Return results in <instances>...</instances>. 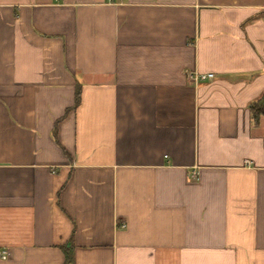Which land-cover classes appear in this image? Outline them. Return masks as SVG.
Listing matches in <instances>:
<instances>
[{
    "label": "crops",
    "instance_id": "crops-1",
    "mask_svg": "<svg viewBox=\"0 0 264 264\" xmlns=\"http://www.w3.org/2000/svg\"><path fill=\"white\" fill-rule=\"evenodd\" d=\"M263 96L264 0H0V264H264Z\"/></svg>",
    "mask_w": 264,
    "mask_h": 264
},
{
    "label": "trees",
    "instance_id": "trees-1",
    "mask_svg": "<svg viewBox=\"0 0 264 264\" xmlns=\"http://www.w3.org/2000/svg\"><path fill=\"white\" fill-rule=\"evenodd\" d=\"M79 103H80V92L77 91L74 107H77ZM251 111H252L254 123L258 124L259 121L262 118H264V96L252 104ZM64 249H65V256H66L65 264H74V262L71 261L70 259V253L68 249L67 248H64Z\"/></svg>",
    "mask_w": 264,
    "mask_h": 264
},
{
    "label": "built area",
    "instance_id": "built-area-1",
    "mask_svg": "<svg viewBox=\"0 0 264 264\" xmlns=\"http://www.w3.org/2000/svg\"><path fill=\"white\" fill-rule=\"evenodd\" d=\"M189 79H191L194 82H204L209 79H212L214 77L213 73H207V74H202V73H190L188 74ZM250 164L251 162H247ZM196 176V174H194ZM0 257L2 259H7L9 257V253L7 250H0Z\"/></svg>",
    "mask_w": 264,
    "mask_h": 264
}]
</instances>
